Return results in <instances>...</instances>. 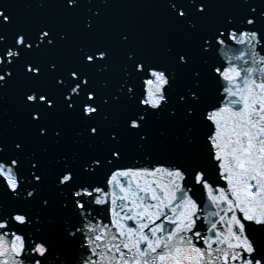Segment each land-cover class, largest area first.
Listing matches in <instances>:
<instances>
[{
    "label": "snow or ice",
    "instance_id": "1",
    "mask_svg": "<svg viewBox=\"0 0 264 264\" xmlns=\"http://www.w3.org/2000/svg\"><path fill=\"white\" fill-rule=\"evenodd\" d=\"M0 264H264V0H0Z\"/></svg>",
    "mask_w": 264,
    "mask_h": 264
}]
</instances>
